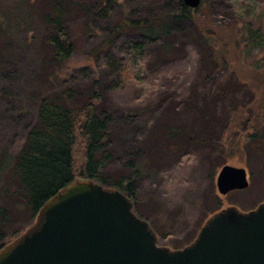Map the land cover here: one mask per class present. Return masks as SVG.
I'll list each match as a JSON object with an SVG mask.
<instances>
[{
	"label": "rangeland",
	"instance_id": "obj_1",
	"mask_svg": "<svg viewBox=\"0 0 264 264\" xmlns=\"http://www.w3.org/2000/svg\"><path fill=\"white\" fill-rule=\"evenodd\" d=\"M53 1L0 0V204H11L2 190L41 99L67 91L110 116L104 188L131 182L133 213L149 224L160 247L181 250L212 215L229 207L247 213L264 202V151L253 152L246 139L262 114L254 66L264 52L239 42L245 27L264 38V0H201L193 28L178 26L157 42L117 28L124 20L165 24L178 11L172 0H56L72 9L64 26L74 52L62 65L51 59L50 29L42 22ZM138 42L140 66L129 61ZM228 106L246 107L233 129L225 121ZM218 129L226 131L217 152L209 142L220 138ZM79 132L77 178L85 161ZM225 166L246 171L247 190L218 194ZM27 222L22 209L11 225L17 230Z\"/></svg>",
	"mask_w": 264,
	"mask_h": 264
},
{
	"label": "water",
	"instance_id": "obj_2",
	"mask_svg": "<svg viewBox=\"0 0 264 264\" xmlns=\"http://www.w3.org/2000/svg\"><path fill=\"white\" fill-rule=\"evenodd\" d=\"M182 2L192 11L201 4ZM248 187L244 169L225 166L216 179L220 196ZM0 264H264V202L247 213L229 207L212 215L190 245L171 251L158 246L124 194L76 181L0 251Z\"/></svg>",
	"mask_w": 264,
	"mask_h": 264
},
{
	"label": "trees",
	"instance_id": "obj_3",
	"mask_svg": "<svg viewBox=\"0 0 264 264\" xmlns=\"http://www.w3.org/2000/svg\"><path fill=\"white\" fill-rule=\"evenodd\" d=\"M172 1L177 5L178 11L177 14L165 18V24H159V20H124L117 29L121 33L130 30L149 42H157L163 41L168 37L171 29L178 26L184 25L193 28L195 11L186 8L182 0ZM71 11L72 9L67 8L64 3L54 0L42 20L45 26L50 29L46 45L52 61L58 65L69 61L74 52L69 32L64 26V21L71 15ZM243 30L244 33L241 34L239 42L244 45V49L248 51L257 49L264 52V38L261 32L253 31L248 27ZM200 40L204 41V45L209 46L212 50L209 39L200 35ZM131 49L133 58L130 57L128 60L132 62L135 59L138 66L141 55H143V46L138 42L134 43ZM254 69L256 72H260L258 79L262 82L261 97L259 96L262 114L251 128L253 133H249L246 139L248 143L252 142V144L250 143L251 150L260 153L264 151V60L258 65L255 64ZM245 108V106H233V108L228 106L226 108L228 114L225 116V121L230 123L229 128L232 126L233 129L237 126ZM109 125L110 116L100 113L95 104L77 103L72 91L61 95L45 96L41 99L37 109L36 122L29 129L25 144L11 169L8 185L2 190V194L9 198L11 204H0V251L11 243L10 240H15L20 234H23L27 224H31L43 206L62 189L78 180L94 181L98 182L97 184H102V187L106 186L100 171L107 166L111 159L109 154L103 150ZM77 129L80 130V137L85 144V161L80 169L79 178H77L73 162V147ZM224 130L226 131V129H218L220 138L209 142L215 146L217 152L218 147L221 146L220 140ZM242 152L247 155L244 150ZM111 186H113L112 189L118 191L125 190L126 194L124 195L132 202L131 182L120 181ZM22 209L29 212L30 222L16 230L11 225L12 218L14 219V214L19 213Z\"/></svg>",
	"mask_w": 264,
	"mask_h": 264
},
{
	"label": "flooded vegetation",
	"instance_id": "obj_4",
	"mask_svg": "<svg viewBox=\"0 0 264 264\" xmlns=\"http://www.w3.org/2000/svg\"><path fill=\"white\" fill-rule=\"evenodd\" d=\"M198 235V234H197ZM197 237V236H196ZM196 239V238H195ZM159 246V245H158Z\"/></svg>",
	"mask_w": 264,
	"mask_h": 264
}]
</instances>
